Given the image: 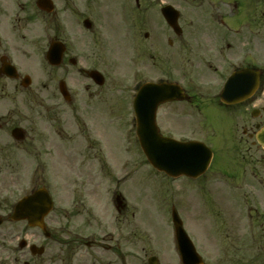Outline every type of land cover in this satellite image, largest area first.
<instances>
[{"label":"flooded vegetation","instance_id":"af4514ba","mask_svg":"<svg viewBox=\"0 0 264 264\" xmlns=\"http://www.w3.org/2000/svg\"><path fill=\"white\" fill-rule=\"evenodd\" d=\"M166 4L178 10L177 28L162 14ZM125 28L135 29L143 44L154 39L149 54L154 75L149 79L175 81L187 95L159 105L157 123L163 133L201 139L213 149L208 170L198 178L199 204L214 211L226 197L227 207L237 213L245 205V218L264 224L259 201L248 198L264 193V145L258 140L264 127V0H0V69L11 63L17 72V77L0 74L6 80L0 95V264L166 263L150 250L143 251L146 261L141 262L135 243L136 213H128L129 190L110 189L113 200L122 199L118 214L101 233L92 229V224L107 220L103 205L110 177L107 121L94 104L101 92L92 90L98 84L89 71L97 69L92 65L94 49L105 41L109 46L116 40L122 44ZM52 41L62 43L63 55L59 65H49L50 74H58L59 82L82 81L88 95L81 96L66 83L65 93L50 92L51 105L44 99L40 57ZM26 76L31 82L27 86ZM36 81L39 85H34ZM30 121L41 136L56 127L59 139L54 146L59 155L69 157L65 160L69 169L63 162V169L57 166L54 171V178L58 176L53 187L37 170L29 169V138L35 141ZM68 126L72 128L67 135H59ZM201 131H206L205 137L189 136ZM209 139L234 151L220 162L227 164L224 168L216 164L225 155L222 147L215 148ZM66 142L69 156L62 149ZM40 188L49 192L51 210L43 214L40 208V213L25 212L14 219L16 204ZM239 214L243 216V211ZM93 246L95 250L90 249Z\"/></svg>","mask_w":264,"mask_h":264},{"label":"rangeland","instance_id":"374dc122","mask_svg":"<svg viewBox=\"0 0 264 264\" xmlns=\"http://www.w3.org/2000/svg\"><path fill=\"white\" fill-rule=\"evenodd\" d=\"M157 18L159 21V14ZM135 33V29L125 28L120 34L122 44L116 40V44L109 46L105 41L102 46L97 47L98 49H94L97 57H93L92 65L104 73L106 80L102 86L93 85L92 90L101 92L93 98V101L95 105H98V108H102L103 120L107 121L109 156L106 168L110 177L108 187L111 186L113 177L126 174L125 170L130 171L132 168L136 170L135 177L131 178V173H129L128 179L124 181V186H126L124 192L127 193L129 190L132 194L128 202L130 208L128 213L134 210L136 213L134 218L139 233L135 236V243L136 248L141 250V262L142 260L146 261L143 251L150 250L151 252L148 253L162 255L166 261L163 264H174L175 258L171 257L169 251L176 252L177 246L175 240L173 242L170 240L173 231L169 224H172V214L171 207L167 209L168 206L173 205L184 220L185 227L194 239L206 264H264V224L259 222L253 226H245V209H243L245 205L241 209L238 208L236 213L232 207H227L223 200L226 197H224L220 205L217 206V210L211 211V208L202 207L199 204V180L198 182H188V179L172 178V180L170 177L172 180L170 181L164 174L155 172L156 170L148 163L139 145H137L135 137L133 138L131 134V141L128 138V130L124 128L131 113L129 106L131 107L135 82L140 78L138 75L143 76V79L149 75H154L149 59V54L152 52L150 43L154 39L146 40L143 44L142 39L144 38L138 37ZM159 50V48L156 49V53L159 54ZM161 72L163 71H158L157 74ZM59 77L58 74H50L49 69L44 68L40 60V90L44 91L42 93L44 99H50V105L53 99L50 92L58 90ZM65 80L70 89L77 90V92L81 91L79 93L81 96L88 95L82 81H69L67 78ZM5 82V79H0V95L3 94L2 89H5ZM34 85H39V81H36ZM4 100L7 102L5 105L10 104L8 98ZM76 105L79 106L80 104L77 103ZM40 111H42L41 108ZM119 122H123V124L119 125ZM53 124L57 126V123L53 122ZM128 127L132 129L131 126ZM55 128L48 135L41 136L36 130V124L32 121L29 122L30 134L35 136V141L29 138V169H36L33 166L39 163L37 169L40 171L37 174L43 175L45 178L42 176V180L50 182L52 187L55 185V183L53 184L54 179H57L58 176L54 178V171L57 166L63 169L65 160L69 158L59 155L57 151L59 148L54 146V143L59 139ZM71 128L68 126L65 128L68 130H62L59 135L62 136V133L67 135V131H70ZM122 132H124V137ZM174 134L177 135L176 130ZM205 134L206 131H201L197 135L189 133V136L205 137ZM39 137L48 138L50 143L42 141ZM209 142L215 145V148L217 146L222 147V144L215 140L209 139ZM65 144V146L62 145V149L69 156L67 142ZM220 151L225 155L216 162L217 165H220L223 159L227 160L231 156L230 154L234 153L229 145L223 146ZM35 156L37 157L35 158ZM127 159L129 162L126 161ZM220 166L224 168L227 164ZM66 167L69 169L68 162ZM43 170H48L45 175L42 173ZM241 180L239 177L238 182ZM244 188L248 190L246 177ZM108 193L105 200L106 205H103L108 212L106 222L104 224H92V229L99 233L102 232L103 228L110 226L111 218H114L113 214L116 212L112 208L109 190ZM248 198L251 202L252 199L261 202L263 206L259 202L256 203V206L260 211L264 210V193L248 194ZM226 207L227 210H225ZM241 211H243V216L239 214ZM232 215L236 218L234 221H232ZM126 238L127 236L124 240L127 245L128 239L126 240ZM90 249L95 250L96 248L91 247ZM172 255H177V253Z\"/></svg>","mask_w":264,"mask_h":264},{"label":"water","instance_id":"95a60500","mask_svg":"<svg viewBox=\"0 0 264 264\" xmlns=\"http://www.w3.org/2000/svg\"><path fill=\"white\" fill-rule=\"evenodd\" d=\"M164 14L169 20H172L169 8L164 9ZM55 52V46H52L48 52V59L51 63L59 62V54ZM96 73L93 72L98 77ZM98 80L99 82H103L104 77L101 75L98 77ZM152 90L156 92L153 97L150 95ZM175 91L176 93H174ZM177 91H179L178 88L166 83L147 84L144 86L140 102L141 107L139 109L138 136L147 158L157 169L164 170L174 176L179 174L196 175L204 169L207 161V152L203 144L194 141L181 142L163 136L159 132L155 121V109L154 107L152 109L149 107V97L156 98L153 105L155 106L156 104L157 106L160 102L174 98V96L180 97L181 95L177 94ZM259 139L264 142V131L259 134ZM36 194L38 195L40 192ZM34 199H36L35 196H32L29 200L32 202ZM23 205V203L17 205V217H21ZM173 217L177 227L179 249L184 261H186V264H203L202 260L199 259V254L194 243L182 228V221L176 210H174Z\"/></svg>","mask_w":264,"mask_h":264}]
</instances>
